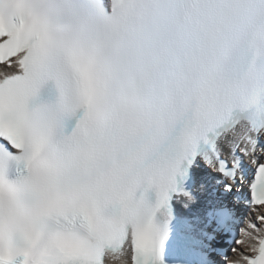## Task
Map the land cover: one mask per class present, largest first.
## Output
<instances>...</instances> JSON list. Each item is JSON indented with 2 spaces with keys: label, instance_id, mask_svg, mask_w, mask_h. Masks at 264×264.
Here are the masks:
<instances>
[{
  "label": "snow or ice",
  "instance_id": "obj_1",
  "mask_svg": "<svg viewBox=\"0 0 264 264\" xmlns=\"http://www.w3.org/2000/svg\"><path fill=\"white\" fill-rule=\"evenodd\" d=\"M261 59L264 0H0V264H264Z\"/></svg>",
  "mask_w": 264,
  "mask_h": 264
},
{
  "label": "clouds",
  "instance_id": "obj_2",
  "mask_svg": "<svg viewBox=\"0 0 264 264\" xmlns=\"http://www.w3.org/2000/svg\"><path fill=\"white\" fill-rule=\"evenodd\" d=\"M63 244L71 250H79L80 247L71 241H64Z\"/></svg>",
  "mask_w": 264,
  "mask_h": 264
}]
</instances>
